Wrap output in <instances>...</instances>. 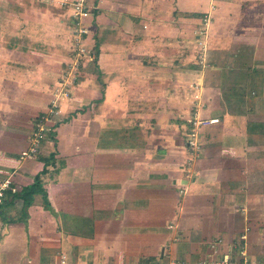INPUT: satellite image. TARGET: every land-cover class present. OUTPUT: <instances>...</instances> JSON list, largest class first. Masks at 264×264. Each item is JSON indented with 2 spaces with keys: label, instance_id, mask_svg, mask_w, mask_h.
I'll return each mask as SVG.
<instances>
[{
  "label": "crops",
  "instance_id": "obj_1",
  "mask_svg": "<svg viewBox=\"0 0 264 264\" xmlns=\"http://www.w3.org/2000/svg\"><path fill=\"white\" fill-rule=\"evenodd\" d=\"M13 1L0 190L47 160L49 209L7 199L0 264H264V0ZM50 109L53 135L22 157ZM196 118L219 121L194 148Z\"/></svg>",
  "mask_w": 264,
  "mask_h": 264
},
{
  "label": "built area",
  "instance_id": "obj_2",
  "mask_svg": "<svg viewBox=\"0 0 264 264\" xmlns=\"http://www.w3.org/2000/svg\"><path fill=\"white\" fill-rule=\"evenodd\" d=\"M75 13L78 15H83V7L81 4L76 3L75 7ZM54 114L53 109H50L47 113L44 115L38 117L37 124H36V130L34 131L32 135V142L27 151H24L21 153L22 157H26L29 154H36L41 146L42 141L46 137L47 132L49 131L48 129V121L50 120V117ZM219 120L217 118L214 119H193L190 121L191 124V129L190 132L188 133V138H189V146L190 147H197L198 146V139H199V129L203 126L209 125V124H214L217 123ZM2 199H3V192L0 190V205L2 204ZM61 264H64V261H61Z\"/></svg>",
  "mask_w": 264,
  "mask_h": 264
},
{
  "label": "trees",
  "instance_id": "obj_3",
  "mask_svg": "<svg viewBox=\"0 0 264 264\" xmlns=\"http://www.w3.org/2000/svg\"><path fill=\"white\" fill-rule=\"evenodd\" d=\"M101 93L103 94V91H101ZM47 134L53 135V132L48 131ZM43 162H44V169L42 170L41 175L46 173L45 166L47 165V160ZM41 175L39 174L36 175L32 184L22 187L19 191L13 192L11 191V189L6 191L4 193V197L2 199V204L0 205V209L3 207L4 204H7V199L9 197H11L12 201L19 199L22 201V204L24 206H30L33 200V196L36 194L42 195L44 207L49 209V203L46 199V194L42 188Z\"/></svg>",
  "mask_w": 264,
  "mask_h": 264
},
{
  "label": "rangeland",
  "instance_id": "obj_4",
  "mask_svg": "<svg viewBox=\"0 0 264 264\" xmlns=\"http://www.w3.org/2000/svg\"><path fill=\"white\" fill-rule=\"evenodd\" d=\"M13 3V5H16V4H14L15 3V0L12 2ZM15 7V6H14ZM14 18V17H13ZM11 21H13V20H11ZM12 24V23H11ZM15 24H12V28L14 27L15 28V26H14ZM79 34V33H78ZM12 35V34H11ZM13 35L15 36V34L13 33ZM13 36V37H14ZM12 37V38H13ZM80 37H81V39H82V36H80V34H79V36L77 37V40L79 41V39H80ZM7 38V37H6ZM56 39V38H55ZM7 40H8V38H7ZM78 45V44H77ZM81 45V43L79 42V46H77L76 48H69L68 49V53H71L72 55H70V57L72 58V59H74V58H76V59H78V58H80V57H83V55L81 54L82 52H84L85 50H84V47L82 46H80ZM88 52H90L89 50H87ZM51 52H54V53H56L57 54V52L56 51H53V50H51ZM59 56V55H58ZM57 56V58L59 59V57ZM57 59V60H58ZM62 59H63V56H62Z\"/></svg>",
  "mask_w": 264,
  "mask_h": 264
}]
</instances>
